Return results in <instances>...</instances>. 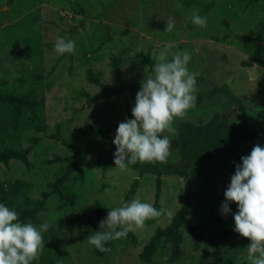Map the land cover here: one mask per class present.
Returning a JSON list of instances; mask_svg holds the SVG:
<instances>
[{
  "label": "rangeland",
  "instance_id": "obj_1",
  "mask_svg": "<svg viewBox=\"0 0 264 264\" xmlns=\"http://www.w3.org/2000/svg\"><path fill=\"white\" fill-rule=\"evenodd\" d=\"M194 1L201 5L216 3L204 16L207 17L206 27L189 29L193 13L197 14L201 5L186 7L182 0H12V4L0 0V78L24 79L27 81L24 90L27 91L38 84L34 77L42 73L41 93L46 121L44 132L27 130L20 136L24 148L30 145V137L39 140L32 146L29 157L32 169L27 170L18 161H10L8 166L0 164V180H25L31 184L29 195L38 201H43L41 193L48 194L38 218L41 224L44 221L51 226L61 224L58 230L67 250L71 254L78 251L77 264H143L139 259L142 247L154 230L169 224L180 209H184L187 223L198 227L196 233L200 234V240L195 249L192 236L184 231V255L174 264H188L191 259L194 263L202 262L204 255L210 257L227 247L233 249L228 241L215 240L211 244L212 235L235 227L234 214L238 212L233 210L218 220L222 205L227 202L224 189L227 156H218L189 168L186 178L162 177L159 210L170 209L173 215L148 220L143 229L132 231L136 245L127 243L125 238L116 240L103 261L94 257L93 245L87 242L91 233L81 224L89 216L94 218L93 201L99 200L110 208L120 207L133 181L138 179L133 199L153 205L155 178L139 176L131 169L114 168L102 173L80 166L82 169L78 173L75 170L71 180L54 186L61 164L59 161L46 164L54 155L59 158L67 155L62 140L86 160L115 159V145L108 140H92L94 136L83 135L80 128L99 122L103 126H113L110 134L116 136L114 125L134 119L132 110L141 88L87 106L83 93L93 96L100 89L88 82L87 72L98 77L105 87L117 86L115 71L110 65L113 61L118 65L125 85H141L146 75L151 74L137 54L149 52L153 57L154 51L158 53L169 45L170 52L191 53L188 69L199 73L197 100H204L196 101V106L188 110L184 118L174 119L175 134L165 131L162 136L168 135L172 145L180 122L205 123L218 115L256 128L263 135L258 144L264 147V65L254 63L246 67L243 64L255 62V59L264 62V47L260 44L264 42L263 2L243 11V0ZM169 17L175 22L171 33L165 32ZM223 20L229 22L233 34H249L261 46L233 40L229 44L216 42L215 38L225 33ZM72 27L76 30L68 38ZM58 38L73 40L75 53L57 54ZM214 88L231 90L235 97L244 100L245 113L238 118V111L221 95L205 100L208 91ZM170 152L168 163H177L179 157L172 146ZM81 174L82 181L79 179ZM58 188L62 193L57 192ZM71 194L72 200L68 198ZM169 259L170 251L164 249L151 264H173ZM239 264H249L247 250Z\"/></svg>",
  "mask_w": 264,
  "mask_h": 264
},
{
  "label": "trees",
  "instance_id": "obj_2",
  "mask_svg": "<svg viewBox=\"0 0 264 264\" xmlns=\"http://www.w3.org/2000/svg\"><path fill=\"white\" fill-rule=\"evenodd\" d=\"M261 2H263L262 11L264 12V0H243V11L250 6L258 5ZM8 4H12V0H8ZM182 4L186 7H190L193 4L201 5L198 1L194 0H182ZM215 4V1H213L201 5L197 14L201 17L206 16L214 8ZM222 24L225 33L222 37L215 38L216 42L229 44L233 40L240 43H255L256 45L261 46L257 39L252 38L249 34H233L227 20H223ZM196 26L197 25L193 24L192 19L189 24V29H193ZM71 30V33L68 34V38L74 33L76 27H72ZM137 57L141 58L142 62L148 66L149 73L152 74L153 66L156 62L153 57L150 56V53H138ZM256 60L257 59H255V62L251 61L243 64L246 67H251L254 63L257 66L264 65V62ZM110 65L115 71V78L118 81V85L105 87L99 81L98 77L88 71V82L97 85L100 89L93 96L83 93L86 97L87 106L92 105L100 99L123 95L129 90L141 88L140 84L125 85L120 77L118 65L113 61ZM34 78H37L36 80L38 81V84H35L33 89L27 91L24 90V87L27 84V81L24 79L13 78L2 80V78H0V164H3L4 166H8L10 161H18L22 163L27 170H31L33 167L29 157L33 149L32 146L38 144L39 140L34 136L30 137V145L24 148L21 145L20 136H22L21 134L27 130H33L36 133H42L45 131L46 121L43 112L44 97L41 93V83L43 82L44 75L40 73ZM214 95L224 96L228 102L232 104L233 109L238 111V118L241 117V114L243 115L245 113L244 108L246 102L241 98L235 97L231 90L217 88L211 89L208 91L205 100H209ZM202 100L204 99L199 98L197 102H201ZM118 126V124L114 125L116 129ZM112 128L113 126L110 125L103 126L99 122H93L83 125L80 128V132L83 135H93L94 138H92V140L95 138L98 140H108L115 145V136L110 134ZM54 136L60 140L58 135ZM262 136L263 135L259 133L256 128L251 129L244 122L231 121L218 115H215L211 120L205 123L183 121L178 124L176 138L171 145L172 149L179 157L177 163H168V161L165 163L138 161L134 165H129L128 169L137 172L139 176L150 175L155 178L153 206L159 210L162 177L177 176L180 178H186L189 175V168L203 165L218 156H227L229 157V163L226 167L227 182L224 187V189L227 190L231 183L232 176L236 173L237 165L242 166L241 158L251 153L253 147L258 144V141ZM62 141V143L66 145L68 151L67 155L60 158L57 155H54L52 161H46V164L58 163V161L61 164V169L55 176L54 186H61V184L71 180L75 170L76 173H78L81 167L86 170H99L102 173L116 168L114 159L105 161L86 160L78 151H73L70 145L64 140ZM79 179L81 181L83 180L82 174ZM137 185L138 179H135L120 207L133 200ZM30 189L31 184L20 178L8 182H2L0 180V203H3L10 209L16 211L21 222H32L34 225L41 224L37 214L40 212L43 206L42 202L45 201L48 194L41 193L40 197L43 201H38L29 195ZM57 192L62 193L59 188ZM68 198L72 200V194L68 195ZM66 202L67 200L65 203ZM229 207L231 211L228 214L222 212L218 220L227 217L233 210H238V205L234 202L229 203ZM92 208L94 210V218H90L89 216L86 219V222L84 221L81 224L84 228L86 227L91 234H94L101 230L100 222L107 218L109 209L113 208L108 207L99 200L93 201ZM72 223L77 222L72 221ZM60 225L61 224H58V227ZM58 227L51 226L46 233H43L45 243L44 252L40 257V260L38 262L34 261L33 264H77L78 251H75L76 254H71L67 250V245L65 240L62 239ZM197 228L198 227L191 226L187 223L184 209H180L174 214L169 224L164 227H157L154 230L153 235L145 243L139 253L140 261L143 264H151L160 251L168 249L170 251V263H176L184 255V231L187 230L192 236L194 247L196 249L198 241L200 240V234L196 233ZM234 229L235 227L211 236V244H213L215 240L228 241L233 249L227 247V249L218 251L213 255H210V257L204 255L202 262L194 263V259H191L188 264H239L251 241L241 237ZM125 239L127 240V243L132 245L137 244V239L132 232H129ZM231 239H235L237 244L235 242L233 243ZM115 242L116 240L110 241L105 247L111 249ZM92 252L94 257H97V261H103L109 253L100 252L94 246Z\"/></svg>",
  "mask_w": 264,
  "mask_h": 264
},
{
  "label": "clouds",
  "instance_id": "obj_3",
  "mask_svg": "<svg viewBox=\"0 0 264 264\" xmlns=\"http://www.w3.org/2000/svg\"><path fill=\"white\" fill-rule=\"evenodd\" d=\"M193 24L206 27L207 17L193 13ZM175 27L169 17L165 32ZM171 45L158 53L153 52L156 63L152 74L146 75L137 93L134 119L121 122L114 144L117 148L114 163L120 170L139 162H167L171 155V142L167 133L175 134V118H184L196 106L197 77L190 72L191 53L170 52ZM55 51L59 55L75 53V42L58 38ZM242 166L225 191L226 203L222 212L228 214L229 203L238 205L234 214L235 231L251 241L247 249L249 264H264V147L255 145L251 153L242 157ZM162 215L171 217L170 209L157 210L152 204L133 199L121 207L109 209L108 216L100 222L101 230L87 237V242L100 252H110L105 245L113 240L126 238L129 232L143 229L146 221ZM51 227L44 221L39 227L32 222H21L18 213L0 203V264H33L43 255V233Z\"/></svg>",
  "mask_w": 264,
  "mask_h": 264
},
{
  "label": "water",
  "instance_id": "obj_4",
  "mask_svg": "<svg viewBox=\"0 0 264 264\" xmlns=\"http://www.w3.org/2000/svg\"><path fill=\"white\" fill-rule=\"evenodd\" d=\"M260 44L264 47V42H260Z\"/></svg>",
  "mask_w": 264,
  "mask_h": 264
}]
</instances>
